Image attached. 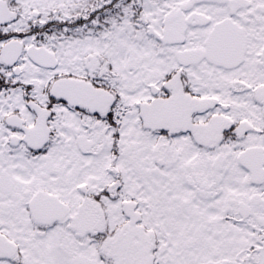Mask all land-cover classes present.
I'll return each instance as SVG.
<instances>
[{
	"label": "flooded vegetation",
	"instance_id": "obj_1",
	"mask_svg": "<svg viewBox=\"0 0 264 264\" xmlns=\"http://www.w3.org/2000/svg\"><path fill=\"white\" fill-rule=\"evenodd\" d=\"M46 1L0 0V264H264V0Z\"/></svg>",
	"mask_w": 264,
	"mask_h": 264
},
{
	"label": "rangeland",
	"instance_id": "obj_2",
	"mask_svg": "<svg viewBox=\"0 0 264 264\" xmlns=\"http://www.w3.org/2000/svg\"><path fill=\"white\" fill-rule=\"evenodd\" d=\"M47 1L44 0L42 4H40L39 9H41L43 12L47 10ZM83 4V0H52L51 5L52 9L54 11H62L64 14L70 15L69 10H81ZM114 38V42H116L117 46L121 44L123 39H125V36L122 35V32L119 31H113L111 35V39ZM98 43L101 45L102 50L105 52H115L116 51V45L111 44V40L105 41L104 38L102 39H96ZM90 39H81L78 40L76 38H71L64 40L65 43L68 44V47L70 48V52L73 51H79L84 46L87 47H93L95 45L94 42H89ZM71 49H73L71 51Z\"/></svg>",
	"mask_w": 264,
	"mask_h": 264
},
{
	"label": "water",
	"instance_id": "obj_3",
	"mask_svg": "<svg viewBox=\"0 0 264 264\" xmlns=\"http://www.w3.org/2000/svg\"><path fill=\"white\" fill-rule=\"evenodd\" d=\"M54 90L56 93H59V95H60L59 83L54 85Z\"/></svg>",
	"mask_w": 264,
	"mask_h": 264
}]
</instances>
